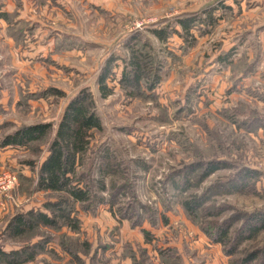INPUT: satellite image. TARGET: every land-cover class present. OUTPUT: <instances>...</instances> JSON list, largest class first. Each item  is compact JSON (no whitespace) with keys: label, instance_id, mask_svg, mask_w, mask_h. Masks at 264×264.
Returning a JSON list of instances; mask_svg holds the SVG:
<instances>
[{"label":"rangeland","instance_id":"1","mask_svg":"<svg viewBox=\"0 0 264 264\" xmlns=\"http://www.w3.org/2000/svg\"><path fill=\"white\" fill-rule=\"evenodd\" d=\"M211 2L0 0L1 11L16 10L19 17L34 27V35L27 36L22 48H16L0 21V103L7 104L4 113L0 114V123L10 122L14 130L22 125L47 122L53 124L55 130L67 102L77 92L87 88L94 96L95 112L102 129L93 132L90 150L80 172L89 174L88 185L93 194L102 197L106 203L117 191L113 200L116 215L111 213L108 205H97L88 213H79L82 228L78 234L65 229L60 232L40 229L55 244L57 239L70 238L72 241L68 242L81 252L84 250L82 244L89 242V264H133L128 256L122 255L128 248L137 253L146 251L142 255L144 264H161L153 247H162L165 243L177 248L182 264H230L234 258H225L219 246L210 245L197 227L184 218L181 203L202 195L219 181L225 182L243 166L261 172L256 184L259 195H224L210 203L225 204L233 210L246 212L264 208V132L245 135L216 115L222 107L245 104L264 117V51L255 39L245 40V23L244 29L237 25L239 33L230 25L218 24L209 35L198 39L193 49L183 54L175 52L179 59L162 61L164 77L155 89V103L130 98L116 81L110 83L113 91L107 98L103 99L97 88V78L105 59L114 49L124 51L121 43L129 34L186 9L210 8ZM139 25L141 27L137 28ZM56 38H70L76 47L53 54ZM149 38L156 57L165 58L164 48L154 38ZM220 42H224L226 50L236 47L234 60L243 56L245 64L254 65L246 79H238L237 91L230 94L226 91L235 83L233 74L215 65ZM51 87L66 94L58 104L34 102L27 111L14 107L19 90L35 92ZM194 88L199 97L193 96V115L175 116L176 111L189 104L187 93ZM159 105L164 108L162 114H159ZM194 115L203 126L192 121ZM107 155L111 159L102 163L99 159ZM9 156L10 163L7 161L0 167V174L17 175L22 171L31 175L26 167H18L19 161L27 155L13 151ZM213 158L229 161L233 168L218 171L196 187L183 190L173 186V182H177V173L184 167L197 160ZM100 169L105 171L100 173ZM45 200V194L36 190L34 182L24 184L19 177L18 185L0 197L2 250H19L27 244L26 239H14L3 233L5 226L13 216L38 209ZM117 210H124L127 219L120 220ZM230 214L232 210L224 216ZM162 218L168 223L165 224ZM143 231L153 235L152 245L144 244ZM106 246L111 249L105 252L101 248ZM66 260L45 253L28 264H66Z\"/></svg>","mask_w":264,"mask_h":264},{"label":"trees","instance_id":"2","mask_svg":"<svg viewBox=\"0 0 264 264\" xmlns=\"http://www.w3.org/2000/svg\"><path fill=\"white\" fill-rule=\"evenodd\" d=\"M232 2L238 3L237 0ZM232 10L230 5L220 2L202 11L178 14L149 24L143 30H135L121 43L123 52L114 49L105 59L97 78L101 97L104 99L112 94L110 83L116 81L117 86L130 98L155 103V89L164 77L162 61L179 59L175 52L183 54L193 49L198 39L209 35L221 21L234 20L240 9L236 14H233ZM18 17L19 12L16 10L0 12V20L6 24L5 34L14 41L16 48H22L27 36L34 35V27ZM149 36L164 48L162 51L165 58L156 57ZM223 45L224 42L218 44L220 51L215 64L233 74L235 83L226 91L230 94L237 91L238 79H246L253 68L252 65L245 64L246 58L243 56L239 60L233 59L235 46L230 50H223ZM75 47V42L70 38H56L53 54L71 51ZM238 76L239 78H236ZM65 96L63 90L52 87L35 92L19 90L15 108L27 111L30 104H41L42 101L58 104ZM193 96L199 97L196 95V88L188 91L189 104L176 111L175 116L193 115ZM3 109L0 106V114L4 113ZM158 109L159 114L164 112L160 105ZM95 110L94 96L89 89L84 88L67 102L55 130L53 124L47 122L22 125L14 130L10 122L0 125V149L11 148L27 155V158L19 161V166L26 167L31 175L27 176L18 171L17 176L24 184L34 182L36 190L43 192L46 197L38 209L32 208L17 214L8 221L3 233H8L14 239H26L27 244L10 252L0 248V264H28L35 261L39 254L45 253L56 259H67L66 264H89V242L82 244L84 250L81 252L73 243L68 242L72 241L70 238L57 239L56 245L49 236L43 235L40 229L53 232L65 229L67 232L78 234L82 228L79 213H88L97 205H108L111 213L116 215L113 200L117 191L112 194L110 202L106 203L102 197L93 194L91 186L88 185L89 174L80 172L84 158L90 150L93 132L102 129ZM216 115L245 135L264 132V117L245 104L222 107L217 110ZM191 119L203 126L196 115ZM110 159L107 155L99 160L105 163V160ZM229 168H233L229 161L215 158L208 161L197 160L177 173V182L174 181L173 186L183 190L196 187L218 171ZM105 169H100V173ZM261 175L256 169L243 166L234 171L225 182L219 181L202 195L193 196L181 203L184 218L197 227L210 245L219 246L225 258H234L230 264H264V208L246 212L235 208L233 210L225 204L216 205L210 202L216 197L231 194L258 196L256 184ZM230 210L232 214L224 216ZM123 211L117 210L120 220L127 219ZM162 220L165 224L168 223L166 218ZM33 239L36 240L31 241ZM143 240L144 244L152 245L153 235L143 231ZM165 244L162 247H153L160 263L182 264L177 248ZM57 249L63 256H60ZM101 249L106 252L111 247ZM144 253L146 251L137 253L128 248L122 255L128 256L133 264H144Z\"/></svg>","mask_w":264,"mask_h":264},{"label":"crops","instance_id":"3","mask_svg":"<svg viewBox=\"0 0 264 264\" xmlns=\"http://www.w3.org/2000/svg\"><path fill=\"white\" fill-rule=\"evenodd\" d=\"M214 1L215 0H212L210 7H214L216 5V4L213 5ZM237 1H238V3H235V4L232 2V0L222 1L225 4L230 5L232 7V9H233L232 13L233 14H236L239 9H240V13L236 17L234 16L235 21L234 20L229 21L227 19V20L221 21L219 24L225 23L227 25H230V28L236 29V33H239L240 27L237 25L243 26V29H244V23H245L246 24V27H245L246 32L245 33H247V34H245L246 35L245 40L246 41H252L253 39H255L257 42L260 43L261 50L264 51V0H237ZM205 8L201 9V10H197V11L205 10ZM12 11H13V9L6 10V11L5 10L1 11V9H0V12H12ZM190 12H195V11H188V9H186V10H183L180 14L190 13ZM18 18L24 20L23 17L22 18L18 17ZM0 21L4 24V26H5L4 30H5L6 29L5 22L2 20H0ZM247 30H250V31H247ZM224 47H225V45H223V50H226ZM217 66L221 67V65H217ZM252 67H254L253 64H252ZM6 105L7 104L3 101H2V103H0V106L3 108L6 107ZM14 107H15V105H14ZM1 124H2V122L0 123V125ZM13 151H15V150H13L11 148L0 149V167L2 165L7 164V161L10 163L9 159L11 157L9 156V154ZM18 167H19V165H18Z\"/></svg>","mask_w":264,"mask_h":264},{"label":"built area","instance_id":"4","mask_svg":"<svg viewBox=\"0 0 264 264\" xmlns=\"http://www.w3.org/2000/svg\"><path fill=\"white\" fill-rule=\"evenodd\" d=\"M141 25L137 26L140 28ZM18 185V177L11 172H4L0 174V197L10 193Z\"/></svg>","mask_w":264,"mask_h":264},{"label":"water","instance_id":"5","mask_svg":"<svg viewBox=\"0 0 264 264\" xmlns=\"http://www.w3.org/2000/svg\"><path fill=\"white\" fill-rule=\"evenodd\" d=\"M222 1H224V0H215L213 5L218 4V3L222 2Z\"/></svg>","mask_w":264,"mask_h":264}]
</instances>
